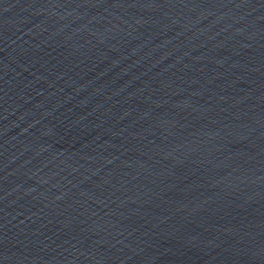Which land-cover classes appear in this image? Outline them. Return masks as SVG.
<instances>
[{
    "label": "water",
    "instance_id": "water-1",
    "mask_svg": "<svg viewBox=\"0 0 264 264\" xmlns=\"http://www.w3.org/2000/svg\"><path fill=\"white\" fill-rule=\"evenodd\" d=\"M0 264H264V0H0Z\"/></svg>",
    "mask_w": 264,
    "mask_h": 264
}]
</instances>
